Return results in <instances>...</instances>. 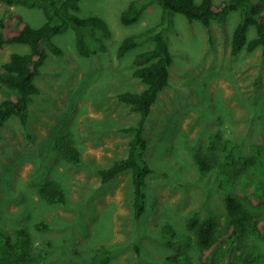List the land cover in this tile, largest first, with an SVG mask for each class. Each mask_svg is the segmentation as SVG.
<instances>
[{
	"label": "rangeland",
	"instance_id": "1",
	"mask_svg": "<svg viewBox=\"0 0 264 264\" xmlns=\"http://www.w3.org/2000/svg\"><path fill=\"white\" fill-rule=\"evenodd\" d=\"M131 1L137 0H80L78 16L107 22L111 36L104 39L106 50L82 57L71 28L53 36L62 54L47 51L35 79L40 93L29 104L27 127L12 117L1 128L0 252L8 249L5 238L13 244L17 232L26 230L34 253L43 254L45 264H90L101 246L110 250L108 264H198L188 219L212 216L222 224L223 198L233 181L220 183L219 173H234L256 154V147L264 150V56L260 49L230 53L238 13H230L224 26L213 22L209 30L175 14L166 30L173 57L169 86L145 124L144 158L153 172L147 179L142 218L134 217L129 172L101 182L99 171L127 155L132 135L120 129L138 121V114L117 96L143 89L133 76V60L152 47L144 42L118 58V45L156 26L162 12L156 1L142 0L139 19L123 25L119 17ZM11 13L34 28L46 22L41 9L0 2V19ZM253 36L250 28L248 38ZM28 51L23 44L2 46L0 72L11 54ZM225 139L238 145L232 166L219 162ZM63 143L78 151V162L63 158ZM196 156L210 159L212 167L201 172ZM53 189L63 193V202L49 198L47 192ZM239 200L252 217L264 218V197L258 207L241 196ZM165 223L189 236L185 262L169 259L175 251L161 237ZM228 245L220 248L215 264ZM252 246L264 253V236L250 228L235 249L234 264H244L240 258Z\"/></svg>",
	"mask_w": 264,
	"mask_h": 264
},
{
	"label": "trees",
	"instance_id": "2",
	"mask_svg": "<svg viewBox=\"0 0 264 264\" xmlns=\"http://www.w3.org/2000/svg\"><path fill=\"white\" fill-rule=\"evenodd\" d=\"M80 0H0L5 5L22 6L30 9H41L46 22L34 28L27 24L18 13H11L0 19V48L5 44L27 45L26 54L13 53L8 61L2 63L0 72V130L12 117H16L20 125L27 127L29 104L33 97L40 93L35 79L45 62L47 51L61 55L62 50L51 38L71 28L75 34V49L82 57H89L97 52L105 51V38L111 36L107 22L95 16L80 17L78 12ZM146 1V0H144ZM156 1L162 9L160 22L143 32L129 35L122 39L117 48V57L121 58L144 42H151L152 47L136 54L133 76L143 85L139 92H124L117 99L128 105L130 110L138 114L135 124L123 127L121 132L131 134L127 155L114 161L109 167L99 171L102 183H107L120 174L130 173L132 188L133 212L136 220L146 212L145 192L147 179L152 174L144 153L148 142L145 139V124L152 107L159 95L169 86L170 69L173 57L170 51L166 30L173 24L172 15L180 14L189 22H198L209 30L213 22L224 26L230 13H238V22L233 29L230 41V53L238 55L242 51L261 50L264 56V0H222L215 4L214 0H151ZM144 3L131 1L120 14V22L129 26L140 17ZM250 28L254 36L248 38ZM238 145L231 139H225L220 147L219 162L224 166L235 164V151ZM61 154L68 162H78V151L67 143L60 147ZM195 161L201 172L209 170L213 163L206 157L196 156ZM220 183L233 181L223 198L224 215L220 224L214 217L208 216L200 220L192 215L187 223L188 230L193 232L194 244L197 248L198 264H215V258L225 244L229 242L223 257L217 264H234L235 249L252 228L260 236H264V218H254L243 207L239 197L249 201L252 207H258L264 197V150L256 147V154L246 159L239 169L232 174L219 173ZM51 200L63 202V193L59 190L48 191ZM45 227L44 224H42ZM40 227V226H38ZM161 237L168 247L175 251L169 259L185 262L184 248L190 245V238L177 234L169 223L161 228ZM7 251L0 252V264H45L44 255H36L33 250V238L26 230H19L15 242L9 243L5 238ZM244 264H253L264 260L262 253L255 246L240 258ZM110 250L101 246L91 257L90 264H108Z\"/></svg>",
	"mask_w": 264,
	"mask_h": 264
}]
</instances>
